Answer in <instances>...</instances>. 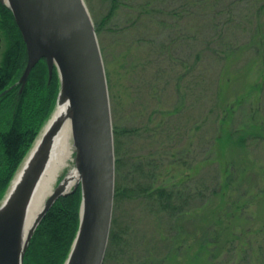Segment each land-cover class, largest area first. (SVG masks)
I'll use <instances>...</instances> for the list:
<instances>
[{
	"label": "rangeland",
	"instance_id": "1",
	"mask_svg": "<svg viewBox=\"0 0 264 264\" xmlns=\"http://www.w3.org/2000/svg\"><path fill=\"white\" fill-rule=\"evenodd\" d=\"M84 1L114 131L103 264H264V0Z\"/></svg>",
	"mask_w": 264,
	"mask_h": 264
},
{
	"label": "water",
	"instance_id": "2",
	"mask_svg": "<svg viewBox=\"0 0 264 264\" xmlns=\"http://www.w3.org/2000/svg\"><path fill=\"white\" fill-rule=\"evenodd\" d=\"M10 10L26 50L18 80L23 89L31 70L44 60L48 79L55 71L58 91L52 111L0 198V264H23L30 240L46 212L60 197L80 191L78 226L63 264H103L112 222L115 192L114 134L109 91L96 28L84 0H0ZM0 93V97L6 93ZM66 100L71 126L69 166L57 176L24 245L19 218L6 201L20 170L32 158L37 141ZM70 166L79 180L58 191Z\"/></svg>",
	"mask_w": 264,
	"mask_h": 264
},
{
	"label": "trees",
	"instance_id": "3",
	"mask_svg": "<svg viewBox=\"0 0 264 264\" xmlns=\"http://www.w3.org/2000/svg\"><path fill=\"white\" fill-rule=\"evenodd\" d=\"M112 2L115 6L116 0ZM114 6L112 5L106 19L110 17ZM0 30L5 45L0 62L1 93L17 82L26 62L21 34L10 10L2 4ZM57 91L55 71L48 82L47 68L41 60L30 72L22 91L16 85L0 97V198L50 115ZM243 139L240 138L239 141ZM160 194L163 198L171 199L170 195L167 197L163 192ZM79 202V189L54 202L37 226L23 264L64 263L77 231ZM182 202L184 203L183 199Z\"/></svg>",
	"mask_w": 264,
	"mask_h": 264
},
{
	"label": "bare ground",
	"instance_id": "4",
	"mask_svg": "<svg viewBox=\"0 0 264 264\" xmlns=\"http://www.w3.org/2000/svg\"><path fill=\"white\" fill-rule=\"evenodd\" d=\"M68 113L66 100L61 101L54 117L44 130V135L38 139L32 158L28 159V163L14 180L7 198L6 210L18 214V236L21 245L25 244L30 235L36 216L48 193L52 191L57 176L63 168L69 166L72 143ZM78 180L76 168L70 166L58 191L68 190Z\"/></svg>",
	"mask_w": 264,
	"mask_h": 264
},
{
	"label": "flooded vegetation",
	"instance_id": "5",
	"mask_svg": "<svg viewBox=\"0 0 264 264\" xmlns=\"http://www.w3.org/2000/svg\"><path fill=\"white\" fill-rule=\"evenodd\" d=\"M0 43H4V40H3V36H2V33H1V30H0ZM0 55H2V52H0Z\"/></svg>",
	"mask_w": 264,
	"mask_h": 264
}]
</instances>
